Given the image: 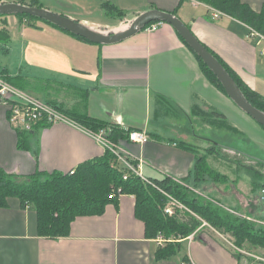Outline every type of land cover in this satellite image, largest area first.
Returning <instances> with one entry per match:
<instances>
[{"label":"crops","instance_id":"0c3cea01","mask_svg":"<svg viewBox=\"0 0 264 264\" xmlns=\"http://www.w3.org/2000/svg\"><path fill=\"white\" fill-rule=\"evenodd\" d=\"M242 1L256 12L264 5V0ZM39 2L43 8L75 18L64 13L58 0ZM104 2L122 10L125 21L150 9L176 10L177 17L204 46L264 96V40L251 36L245 23L223 13L214 18V8L197 0H64L62 7L66 4L78 12H98ZM56 4L59 9H54ZM13 17H1L0 22L14 23ZM76 21L95 23L85 18ZM29 27L37 33L27 37L24 32L14 46L18 54L21 51L20 62L34 65L40 76L46 72L51 77L41 79L77 89L85 86L81 90L87 91L86 99L77 101L90 116L144 130L148 135L144 143L119 145L142 162L148 178L168 176L201 195L217 194L212 178L195 181V156L177 142L207 148L209 141L201 139L195 128L211 132L237 127L250 138L260 131L249 115L203 75L194 53L166 22L155 31L141 29L110 44L88 43L40 21ZM0 66L6 67L3 61ZM18 72L9 71L22 75ZM25 74L40 78L31 75L33 71ZM18 136L8 121L7 107L0 103V168L9 173H65L106 150L73 121L27 132L22 148ZM179 242L178 254L157 260L158 244L146 236L144 222L136 217L134 196L125 193L106 203L101 214L77 216L68 235L56 238L38 234L35 210L21 208L17 198L10 197L7 206L0 207V264H180L184 255L191 264H252L244 254L260 258L237 248L228 234L204 221L191 238Z\"/></svg>","mask_w":264,"mask_h":264},{"label":"trees","instance_id":"16d2710c","mask_svg":"<svg viewBox=\"0 0 264 264\" xmlns=\"http://www.w3.org/2000/svg\"><path fill=\"white\" fill-rule=\"evenodd\" d=\"M197 1L203 2L221 11L223 14L245 23L264 37V5L259 12H256L242 0ZM18 3L43 7L39 0H19ZM102 6L106 10V15L113 14L121 19L125 18V13L113 4L104 2ZM169 13L177 16L176 10ZM5 16L7 15H0V18ZM14 16L22 22L25 21L30 26H33L36 21H42L82 41L93 43L43 19L27 14H14ZM152 23L154 22L147 24L142 29H146ZM0 35L7 36L5 29L0 30ZM180 39L184 42L181 37ZM189 49L191 48L189 47ZM208 50L227 70L247 101L264 112V96L249 87L215 53L210 49ZM191 51L193 52L192 49ZM194 55L197 58L203 75L225 93L223 86L213 72L200 57L195 53ZM0 78L11 86L23 91H27V88L34 89V87H30V80L42 83L41 79L38 78H29L20 74L11 75L6 67L1 66ZM45 83L51 85L49 82ZM61 87L68 89L71 94L78 96V99H86L87 97V91L68 85H61ZM46 103L85 129L98 131L107 128L109 130L108 138L116 144L128 145L130 142L129 132L135 130L120 127L117 123H108L94 118L83 109L81 103L73 105L71 108H64L63 105L50 101H46ZM76 108H79L80 111ZM50 125L45 120H41L33 126V130L46 128ZM261 127L264 129L263 126ZM17 133L19 135L18 146L22 148L24 147V143L26 144L25 134L27 132L17 130ZM233 135H238V137H241L248 144L249 139L247 137L240 134ZM199 137L209 141L210 144L205 148L204 154L200 155L198 154V150L195 149L196 146L182 140L177 142L178 146L190 150L195 156L193 173L195 181L205 180L206 176L214 180L226 178L225 175H221L216 170L211 169L206 160L208 154L218 153L221 148L231 150L237 156L253 157L249 154L247 148L243 149L232 146L231 143H224V141L218 139V135L215 137L200 135ZM256 160L264 167V160ZM246 170L253 187H259L260 190L264 188V181H257L254 170L250 167L246 168ZM124 172L125 168L118 163L114 154L108 149L104 151L102 156L78 164L72 173L70 171L65 173L59 171H36L29 175H23L9 173L0 168V207H6L10 197L17 198L21 208L29 207L35 210L38 234L56 238L68 235L70 224L77 216L101 214L106 203L115 201L117 190L120 189L122 193L134 196L135 215L144 222L145 234L148 238H155L157 234H162L165 238L173 239L162 246H158L155 252L157 260L169 259L178 254L181 249L180 239L193 234L203 221L221 233L229 232L233 236V244L237 248L244 249L245 241L255 247L264 248V228L258 226L256 228L253 222L234 215L215 199L211 197L203 199L193 188L176 182L168 176L162 179L149 178L152 182V184H149L133 173H129L127 179L124 180L122 178ZM219 180L217 179V181ZM113 193H115V196ZM110 195H112V198L109 197ZM168 197H172L180 202L190 214L181 209H176L171 215L165 213L164 208L167 205ZM184 214L188 220L183 219L182 215L184 216ZM236 255L240 254L237 252ZM181 260L188 261L186 255L182 256Z\"/></svg>","mask_w":264,"mask_h":264},{"label":"rangeland","instance_id":"374dc122","mask_svg":"<svg viewBox=\"0 0 264 264\" xmlns=\"http://www.w3.org/2000/svg\"><path fill=\"white\" fill-rule=\"evenodd\" d=\"M58 1L61 3L59 4V7L63 9L64 13H72L73 15H75L74 16L75 18H73L75 20L85 18L88 19L89 22H95L94 24L87 23L85 25L103 32L124 29L131 21V20L125 21L113 14L106 15L105 13L106 10L103 7L102 10L98 12H90L89 9H83L82 12H78L77 10L69 8L70 6H67L66 4L65 6L62 7V5H64L63 4L64 0H58ZM42 2H44V0H42ZM54 7H56L54 9H59L57 4ZM7 16H5V18H7ZM11 19H15L14 23L6 20L5 23L0 22V30L5 29V32H7V36L5 37V40L4 41L0 40V61H3V63H5V66L9 69V71L13 73H19L18 71L20 70L22 75H29L25 73H27L28 71L30 72L33 71V73L35 74H31V75H39L38 77L40 78L38 79L44 78L43 76H48V73L46 72H42L41 75L43 76H40V74H36L37 70H35L34 65L24 64L20 62L21 51L20 54H18V52L14 48V46L18 43L17 39H20L21 34L23 35L24 32H26L25 34L28 37L29 36L28 34L30 33L36 34L37 31H35L33 27L32 28L29 27L30 25H27L25 21L22 22L15 16ZM40 22L44 24V22L42 21ZM10 32L12 34L11 37H10ZM48 78L51 77L48 76ZM41 82L42 83L40 82L38 83L35 80H30L29 81L30 87L32 88L34 87V89L27 88V91H23L20 89L19 90L21 92L26 93L30 97L38 99L44 103H46V101L55 102V103H59L60 105H63L64 108L66 107L71 108L73 107V104H75L74 101L77 103L81 101L80 99H78V96L72 95L71 92L69 91L64 92L65 91L64 87L62 88L61 84H59L58 82L52 81L51 83V81H46L45 79H41ZM45 82H49V84L51 85H48ZM82 88H85V86H82ZM46 104L48 105V103ZM76 109L80 111L79 108ZM118 125L121 127V124ZM195 130H197L196 134L201 136L208 135L210 137L211 136L215 137L216 135H218L219 140L224 141V143H231V145L235 147H241L243 149L247 148L249 154L253 156V157H246V156L241 157L239 155L237 156L231 150L224 148H221L218 151V153L208 154L206 156L207 164L211 167V169L216 170L221 175H225L226 178L222 180L221 179L219 180V178H217L219 181H217V179L216 180L211 179L212 183H214L216 188L219 190V193L216 192L217 194H215L214 192L210 191L209 194L211 195L200 194V196L203 199L206 197H211L215 199L218 203H220L222 206L229 209L234 215L241 216L243 218H246L250 222H253L256 228L257 226L264 228V201L259 199L260 189L259 187H253L251 179L246 176L247 174H245L247 173L246 168L250 167L254 170L257 181H261V182L264 181V167L262 166L261 163H258V160H256V159L264 160V129L261 127V125L258 124V130L260 131L257 134H253V135L250 134L253 138H250L247 134H245L246 132L243 134L241 131L238 130L237 127H233L231 129L228 126V131L220 130L216 128H214L213 131L211 132L204 131L206 129H202V128H195ZM232 133L240 134L241 136L247 137L249 139V141L247 142L248 144H246L241 137H238V135H233ZM195 149L198 150L199 155L204 154L205 149H199L197 147ZM209 159H211L210 161L211 164L208 161ZM229 179L231 180L229 181ZM241 180L242 182L246 180V183L245 184L242 183ZM254 185L256 184L254 183ZM166 194L167 196H169L168 193ZM167 205L170 207L172 206L173 213L175 212L176 209H181L182 211L188 212L190 214V212L180 202H178L176 199L172 197H168ZM182 217L183 219L188 220L185 217V214L184 216L182 215ZM224 234H228L229 239L233 242V236L229 232L226 231V233ZM241 250H245L246 252L254 256L260 257L259 259H257L253 256L244 254L246 257L252 259L253 262L252 264H264L263 247H259V246L255 247L253 245L248 244L247 241H245L244 249Z\"/></svg>","mask_w":264,"mask_h":264},{"label":"water","instance_id":"95a60500","mask_svg":"<svg viewBox=\"0 0 264 264\" xmlns=\"http://www.w3.org/2000/svg\"><path fill=\"white\" fill-rule=\"evenodd\" d=\"M27 14L43 19L63 30L86 38L97 44L117 43L135 34L151 22H166L170 24L184 42L200 57L213 72L224 88L226 95L256 123L264 127V112L251 105L233 81L223 65L213 54L193 35L190 29L172 13L160 9H150L135 16L124 29L103 32L82 24L66 15L53 12L43 7L30 6L18 2L0 3V15Z\"/></svg>","mask_w":264,"mask_h":264},{"label":"built area","instance_id":"2783aa9c","mask_svg":"<svg viewBox=\"0 0 264 264\" xmlns=\"http://www.w3.org/2000/svg\"><path fill=\"white\" fill-rule=\"evenodd\" d=\"M222 14L221 11L213 9L212 16L214 18L219 17ZM163 22H154L150 24L146 29L148 31H155ZM250 34L258 36L261 40L264 37L254 29L250 28ZM0 103L8 109V121L16 129L25 132L33 130V126L41 120H45L48 124H54L56 122H72L70 118L63 113L55 110L46 103L32 98L19 89L11 86L5 80L0 78ZM89 135H91L99 144L105 149H108L114 154L118 163L125 168L122 178L127 179L129 173H133L140 177L145 182L152 184L151 180L147 178L142 171V162L136 160L129 152H127L121 145L112 142L108 138L109 130L107 128L100 129L98 131H91L85 129ZM148 135L144 130H133L129 132L130 142L144 143L147 141ZM71 173L73 170L70 171ZM115 196V193H113ZM112 194V195H113ZM122 193L120 189L117 190L116 196L119 197ZM112 195L109 197L112 198ZM259 199L264 201V188L260 190ZM173 204V203H172ZM164 212L171 215L173 213L172 206L166 205ZM194 234V233H193ZM193 234L188 235L186 238H191ZM173 239L165 238L162 234H157L155 241L158 246H162L166 242H170ZM180 264H191L188 261H181Z\"/></svg>","mask_w":264,"mask_h":264},{"label":"bare ground","instance_id":"6f19581e","mask_svg":"<svg viewBox=\"0 0 264 264\" xmlns=\"http://www.w3.org/2000/svg\"><path fill=\"white\" fill-rule=\"evenodd\" d=\"M119 28H122V27H119Z\"/></svg>","mask_w":264,"mask_h":264}]
</instances>
